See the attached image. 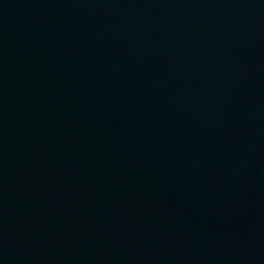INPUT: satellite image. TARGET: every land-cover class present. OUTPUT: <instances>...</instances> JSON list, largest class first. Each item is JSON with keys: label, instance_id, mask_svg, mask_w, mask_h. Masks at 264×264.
Returning <instances> with one entry per match:
<instances>
[{"label": "water", "instance_id": "water-1", "mask_svg": "<svg viewBox=\"0 0 264 264\" xmlns=\"http://www.w3.org/2000/svg\"><path fill=\"white\" fill-rule=\"evenodd\" d=\"M0 264H264V0H0Z\"/></svg>", "mask_w": 264, "mask_h": 264}]
</instances>
